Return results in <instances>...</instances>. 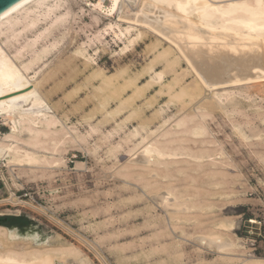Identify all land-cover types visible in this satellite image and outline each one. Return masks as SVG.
Listing matches in <instances>:
<instances>
[{
    "label": "rangeland",
    "instance_id": "374dc122",
    "mask_svg": "<svg viewBox=\"0 0 264 264\" xmlns=\"http://www.w3.org/2000/svg\"><path fill=\"white\" fill-rule=\"evenodd\" d=\"M35 1L10 15L16 27L6 22L15 39L0 25V44L10 56L24 47L21 64L40 54L29 72L59 126L40 123L37 139L20 128L21 152L0 158V259L16 252L63 264H264V70L201 87L174 45L135 21L138 0H124L135 4L130 17L118 10L121 0L114 9L111 0H37L43 11ZM24 15L38 18L37 27L26 28ZM10 131L0 116V137ZM147 142L153 158L142 162ZM197 237L229 245L206 248Z\"/></svg>",
    "mask_w": 264,
    "mask_h": 264
},
{
    "label": "bare ground",
    "instance_id": "6f19581e",
    "mask_svg": "<svg viewBox=\"0 0 264 264\" xmlns=\"http://www.w3.org/2000/svg\"><path fill=\"white\" fill-rule=\"evenodd\" d=\"M29 1L31 0H21L20 2H18L17 4L9 8L8 10L0 14V25L5 23L4 28L8 27V29H5V31L9 30L10 25L12 26V27L10 26L12 29L14 27L13 25L17 23L16 17L15 18L11 17L13 15L12 13L17 11L20 8L22 9L23 6L26 3L28 4ZM43 1H41V3ZM38 2L37 0L35 1V3L39 6L40 3L38 4ZM117 3H118V0H111V9H114ZM100 4L101 2L99 1L94 5L99 7ZM132 4L133 2L125 3L124 0H121L120 7H119L120 9L118 10L119 11L121 10L120 13H122L123 16L128 17L129 12L131 11ZM42 5L44 6V4ZM43 6H41V9ZM24 8H23L24 10H27L26 7ZM136 9L137 10L133 13L135 21L141 20L140 21L141 23L142 22L146 23L148 27L152 28V31L155 30L156 34L159 33L161 36H163L166 39V41L168 40L167 42L169 44L171 43L172 45H174L171 48L174 49L175 47L176 50L175 49L174 50L178 52L179 54L178 56L182 57L186 61V63L188 64V68L190 67L191 71L195 73L194 75H196V78H198L197 80L198 82H200L201 87L202 85H204L207 88H212L213 86H216L218 84H222L225 82L251 80L257 75L258 70H264V0L241 1V2L233 1V2H228V3L224 1L223 4L222 3L218 4V2L214 3L213 1L209 2V0H138ZM21 11L23 12V10ZM41 11H43V9ZM193 11L196 12L195 19L191 17V14ZM40 13L38 14L36 13V14L40 15ZM45 13L46 12H44L40 16L43 17ZM47 14L48 13H46L45 15ZM23 18H21L22 21H23ZM37 20L38 18H35V17L31 18L29 19V21L25 22L24 26L29 29L30 27H33L36 25ZM6 22L10 25L7 26L8 24ZM17 24H20V23H17ZM0 29H2L1 26H0ZM46 29H44V31H46ZM14 30L16 31V29ZM14 30H12L11 35H10L11 30L7 32L4 31V34L9 32V36L13 35L12 37L14 38V34H15L13 32ZM39 30L37 31V33L36 32L34 34L32 33L34 36L33 38H29L31 39L30 40L31 42L28 43V46H29L28 49L30 48L31 49L30 51L28 49L27 50L30 53H36L35 51L31 52V50L32 48H35L34 46L37 44V42L40 41L39 39H41L42 37V32ZM23 31H22V34H23ZM124 31H126V29ZM0 34H1V31H0ZM2 35H3V32H2ZM45 35L43 36L44 38H45ZM7 36L6 38H8ZM164 38L163 40H165ZM258 38H261L262 45L259 44L260 39ZM6 40L5 42L7 43ZM5 42L4 40L2 41V43H5ZM9 42L7 43V45L9 44L10 46L11 44ZM54 47L55 46H53V48ZM23 48L20 50L16 48L15 50L18 52L15 55L13 54L14 57H12L13 55L11 54L12 56H10L0 44V116L4 117L5 120L6 119L8 120L10 124V129H11L10 132L5 133L2 137H0V158L8 156V155L15 156L16 154L21 152L19 150L20 149L19 146L17 145V144H20L19 141L17 143L16 141L17 139L16 140L14 139L15 133L17 132L18 134L19 133L18 130L20 131V128H23V130H21L20 132L25 131L26 129L30 133L29 137L31 136L37 139L41 131V127L39 130V126H38L40 123L41 124L44 123L46 126H50V125L52 126L58 122V119L56 120V117L53 114L51 107L46 103L43 96L37 90L36 83H34L35 76L33 74L31 75L29 72L30 69H33L32 68L33 66L31 67V65L36 63V61L40 57L39 56L40 54L38 53L33 54L28 64H21L20 62L22 61H20L19 62L21 64L20 65L17 62V60L20 59L21 56H23V52L21 51L23 50ZM42 48H43V52L44 50H47V47H42ZM40 53H42V49ZM44 53H42L41 55H43ZM36 72L37 71H35L34 69V73ZM157 78H162L159 72L157 73L156 79ZM198 82L197 84H199ZM183 123L185 124V122ZM57 125L59 126V123H57ZM52 128L50 130H52ZM199 129L200 127L198 128V131H200ZM167 130L169 134L170 130L169 129ZM173 130L174 129H172V131ZM54 131L57 132V130H54ZM59 131H61V128ZM41 132H44V131H41ZM163 134L161 137H163ZM59 135L61 136V134ZM81 138L83 139V137ZM144 139H145V136H144ZM157 141L158 140H154L153 142H157ZM159 141L157 142L158 144L161 142ZM51 142H54V141L51 140ZM27 144L29 143L27 142ZM60 144L61 143H59V145ZM153 146L151 142H147L144 145H142L143 149L139 153V156H138L139 161H142V162L151 161L150 159L153 158L152 156ZM160 146H161V143H160ZM181 146H183V144ZM181 146H178L177 148ZM168 151H170L169 148H168ZM154 152H156L155 154L160 155V156L162 155L161 157H163V154L165 151L162 152L158 148L154 147ZM169 153H171V151ZM165 154L169 155L168 153H165ZM23 156H26V158L34 157L32 153H30L27 150ZM52 157L54 158V156ZM196 240L201 246L206 247V248H211V249L220 250V249H224L225 247L229 245V242L227 240L221 239L220 237H197ZM6 253L8 254H4L0 259L1 261L3 260L2 264H63L64 263V261L61 262L56 259H51L50 257L49 259L48 256L45 257V255L42 256L40 254H35L32 259H27L23 255H20L16 252L14 253L6 252Z\"/></svg>",
    "mask_w": 264,
    "mask_h": 264
},
{
    "label": "water",
    "instance_id": "95a60500",
    "mask_svg": "<svg viewBox=\"0 0 264 264\" xmlns=\"http://www.w3.org/2000/svg\"><path fill=\"white\" fill-rule=\"evenodd\" d=\"M21 0H0V14L3 13L4 11L8 10ZM3 221V220H1ZM0 221V222H1Z\"/></svg>",
    "mask_w": 264,
    "mask_h": 264
}]
</instances>
